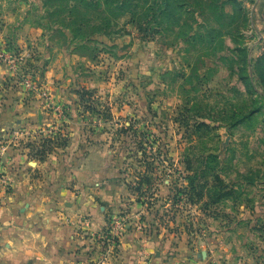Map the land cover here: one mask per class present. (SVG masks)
<instances>
[{
  "label": "rangeland",
  "instance_id": "1",
  "mask_svg": "<svg viewBox=\"0 0 264 264\" xmlns=\"http://www.w3.org/2000/svg\"><path fill=\"white\" fill-rule=\"evenodd\" d=\"M1 64L48 117L17 145L47 156L73 122L121 171L140 210L105 232L264 264V0H0Z\"/></svg>",
  "mask_w": 264,
  "mask_h": 264
},
{
  "label": "crops",
  "instance_id": "2",
  "mask_svg": "<svg viewBox=\"0 0 264 264\" xmlns=\"http://www.w3.org/2000/svg\"><path fill=\"white\" fill-rule=\"evenodd\" d=\"M9 78L1 64L0 143L15 130L24 137L26 131L48 126L43 108L10 85ZM66 133L67 146L44 160L34 159L24 141L3 155L10 189L5 199L0 191V264H95L96 237L108 217L126 208L130 213L140 210L108 153L98 147L78 150L76 123L67 125ZM159 238L127 229L109 264H207L191 250L158 249Z\"/></svg>",
  "mask_w": 264,
  "mask_h": 264
},
{
  "label": "built area",
  "instance_id": "3",
  "mask_svg": "<svg viewBox=\"0 0 264 264\" xmlns=\"http://www.w3.org/2000/svg\"><path fill=\"white\" fill-rule=\"evenodd\" d=\"M22 133L20 131H14L11 136V139H5L0 143V191L3 193V199L6 198L10 189V182L6 174L3 172V155L8 151V148L12 145H15L17 137H21ZM122 227L119 221H114L111 228L108 231H104L101 235L98 236L100 244L103 246V253L96 262V264H106L110 257L115 255L119 247V236Z\"/></svg>",
  "mask_w": 264,
  "mask_h": 264
},
{
  "label": "trees",
  "instance_id": "4",
  "mask_svg": "<svg viewBox=\"0 0 264 264\" xmlns=\"http://www.w3.org/2000/svg\"><path fill=\"white\" fill-rule=\"evenodd\" d=\"M263 75H264V74H261V77H260V78H262ZM63 141H64V143H62V144H60V145H64V146H65V139H63ZM49 154H50V153H49ZM45 157H46V156H44V157H40L38 160H44Z\"/></svg>",
  "mask_w": 264,
  "mask_h": 264
}]
</instances>
